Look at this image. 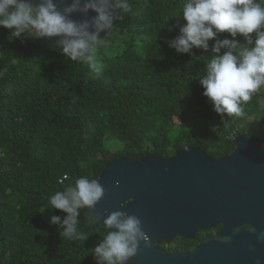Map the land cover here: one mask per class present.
Listing matches in <instances>:
<instances>
[{
	"label": "trees",
	"instance_id": "16d2710c",
	"mask_svg": "<svg viewBox=\"0 0 264 264\" xmlns=\"http://www.w3.org/2000/svg\"><path fill=\"white\" fill-rule=\"evenodd\" d=\"M183 2L131 0L135 14L96 51L99 77L56 44L9 40L0 27V264H96L103 224L90 225L93 214L82 209L83 238L68 240L50 223L67 214L49 201L81 176L99 180L113 159L166 157L188 145L220 157L242 132L264 144V90L242 116L222 117L199 82L215 40L193 54L168 46L186 24Z\"/></svg>",
	"mask_w": 264,
	"mask_h": 264
},
{
	"label": "clouds",
	"instance_id": "9594fccd",
	"mask_svg": "<svg viewBox=\"0 0 264 264\" xmlns=\"http://www.w3.org/2000/svg\"><path fill=\"white\" fill-rule=\"evenodd\" d=\"M90 10L96 15L89 17ZM75 13L84 18L72 19ZM128 13L135 14L131 0H70L63 9L56 0H0V27L11 30L9 40L60 37L55 47L67 60L85 63L99 77L103 66L96 51L104 39L101 33L111 36L116 28L114 21ZM181 15L186 24L167 42L168 46L178 54H193V48L209 50V42L215 40L211 45L213 56L199 78L203 95L222 117L242 116L243 106L264 90V0H184ZM222 33L232 39H218ZM238 36L246 43L236 39ZM222 49L226 50L223 54ZM104 195L98 179L87 175L77 178L50 197V208L67 214L63 218L52 215L50 223L58 226L61 237L82 239L80 212L95 209ZM89 224H99L98 217L89 215ZM103 227L106 232L93 249L96 264H128L140 243H149L141 220L125 211L107 214Z\"/></svg>",
	"mask_w": 264,
	"mask_h": 264
},
{
	"label": "water",
	"instance_id": "95a60500",
	"mask_svg": "<svg viewBox=\"0 0 264 264\" xmlns=\"http://www.w3.org/2000/svg\"><path fill=\"white\" fill-rule=\"evenodd\" d=\"M56 2L63 9L70 0ZM88 15L96 13L90 10ZM83 18L79 13L72 16ZM59 39L40 42L52 45ZM99 181L105 195L95 209L87 210L102 224L111 212L135 215L147 235L149 243L141 242L128 264H264V144L248 132L236 134L231 151L220 157L189 146L171 158L148 153L136 160L113 159ZM221 223L218 235L181 252L155 242L191 236L197 228L213 229Z\"/></svg>",
	"mask_w": 264,
	"mask_h": 264
},
{
	"label": "flooded vegetation",
	"instance_id": "af4514ba",
	"mask_svg": "<svg viewBox=\"0 0 264 264\" xmlns=\"http://www.w3.org/2000/svg\"><path fill=\"white\" fill-rule=\"evenodd\" d=\"M189 146L199 147L197 145H188L187 147H189ZM176 153H177V151L174 154L166 156V157H163V158H171ZM245 226L248 227L250 225L246 224ZM221 227H222V223L216 225L213 229L212 228H206V227L197 228L193 232V234L191 236L177 235V236H175L172 239L161 238V239L155 240V242L162 249H168V250H174V251H177V252H181V251H184V250H187V249L195 247L201 241L211 237L212 235H218Z\"/></svg>",
	"mask_w": 264,
	"mask_h": 264
},
{
	"label": "rangeland",
	"instance_id": "374dc122",
	"mask_svg": "<svg viewBox=\"0 0 264 264\" xmlns=\"http://www.w3.org/2000/svg\"><path fill=\"white\" fill-rule=\"evenodd\" d=\"M106 38H104L103 40H105Z\"/></svg>",
	"mask_w": 264,
	"mask_h": 264
}]
</instances>
